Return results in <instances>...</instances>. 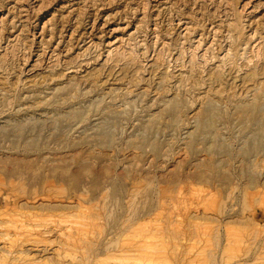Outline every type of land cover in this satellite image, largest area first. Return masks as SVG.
Listing matches in <instances>:
<instances>
[{
    "label": "rangeland",
    "instance_id": "rangeland-1",
    "mask_svg": "<svg viewBox=\"0 0 264 264\" xmlns=\"http://www.w3.org/2000/svg\"><path fill=\"white\" fill-rule=\"evenodd\" d=\"M222 1L0 0V264H264V0Z\"/></svg>",
    "mask_w": 264,
    "mask_h": 264
},
{
    "label": "bare ground",
    "instance_id": "bare-ground-1",
    "mask_svg": "<svg viewBox=\"0 0 264 264\" xmlns=\"http://www.w3.org/2000/svg\"><path fill=\"white\" fill-rule=\"evenodd\" d=\"M222 2L225 3V0L222 1ZM229 2H230V1H229ZM229 2H228V3H229ZM224 3H223V4H224ZM228 3H227V4H228ZM227 4H226V5H227ZM230 4H231V3H230ZM223 6H225V5H223ZM23 11H24V9H23ZM21 21H22V20H21ZM231 23H232V22H231ZM24 27H25V26H24ZM228 27H229V25H228ZM184 29H185V28H184ZM228 29L230 30V28H228ZM233 29H234V28H233ZM15 30H16V29H15ZM227 32H228V31H227ZM232 33H233V32H230V34H232ZM228 34H229V33H228ZM255 34H256V31H255ZM238 36H239V35H238ZM240 36H241V35H240ZM236 37H237V36H236ZM157 38H158V37H157ZM15 39L17 40V38H15ZM236 39H237V38H236ZM238 39H241V38H238ZM257 40H258V39H257ZM14 42H15V41H14ZM236 42H238V41H236ZM9 44H10V43H9ZM41 45H42V44H41ZM263 47H264V46H263ZM131 48H132V47H131ZM231 48H232V47H231ZM237 49H239V48H237ZM241 49H242V48H241ZM243 49H244V48H243ZM260 49H261V48H260ZM208 50H209V49H208ZM257 50H258V48H257ZM257 50H256V51H257ZM242 51H243V50H242ZM244 51H245V49H244ZM257 52H258V51H257ZM228 53H229V52H228ZM230 53H231V52H230ZM240 53H241V54H244V53H242V52H240ZM255 53H256V52H255ZM261 53H263V50H262ZM52 54H53V53H52ZM134 54H135V52H134ZM225 54H226V53H225ZM231 54L234 55V53H231ZM235 54L237 55L238 53H235ZM257 54H259V53H257ZM257 54H256V55H257ZM244 55H245V54H244ZM246 55H247V54H246ZM218 56H219V55H218ZM224 56H225V58H227V57H226L227 54L224 55ZM234 56H235V55H234ZM261 56H264V55L262 54ZM230 57H231V56H229V58H230ZM239 57H240V56H239ZM255 57L258 58V56H255ZM223 58H224V57H222L221 59L223 60ZM225 58H224V60H225ZM233 59H234V60H233ZM233 59H232L233 61L236 60V58H233ZM226 61H227V60H226ZM1 62H2V61H1ZM3 62H4V61H3ZM220 62H221V61H220ZM230 62H232V61H230ZM248 62H249V61H248ZM224 63H225V62H224ZM5 66H6V65H5ZM65 66H66V65H65ZM0 67H3V66H0ZM66 67H67V66H66ZM69 67H70V66H69ZM8 69H9V68H8ZM191 69H193V68H191ZM254 70H255V69H253V71H254ZM263 70H264V69H263ZM263 70H262V72H263ZM2 71H3V69H2ZM250 71H252V70H250ZM253 71H252V73H253ZM258 71H260V70H258ZM262 72H260V74H261ZM258 73H259V72H258ZM249 74H251V73L249 72ZM260 74H259V75H260ZM57 75H58V74H57ZM57 75H56V76H57ZM217 75H218V74H217ZM253 75H254V74H252V77H256V76H253ZM259 75H258V76H259ZM218 76H219V75H218ZM212 77H213V76H212ZM49 79H50V78H49ZM52 79H53V78H52ZM214 79H215V78H214ZM218 80L221 81L220 79H218ZM46 81H47V80H46ZM50 82H51V81H50ZM253 84H254V83H253ZM2 89H4V88H2ZM260 100H261V101H264L263 97H262ZM247 106H249V105H247ZM250 106L252 107V105H250ZM250 106H249V107H250ZM250 109H251V108H250ZM253 109H254V108H253ZM251 111H252V110H251ZM242 112H245V110H243ZM205 123H206V122H205ZM206 124H207V123H206ZM261 124H262V123H261ZM63 178H65V177H63ZM52 183H53V182H52ZM52 185H53V184H52ZM107 188H108V187H107ZM123 188H124V187H123ZM124 189H125V188H124ZM230 189H231V188H230ZM20 191H21V190H20ZM17 192H18V191H17ZM104 192H105V191H104ZM104 192H103V193H104ZM122 192H123V191H122ZM47 193H48V192H47ZM92 193H93V192H92ZM103 193L101 194V196L103 195ZM115 193H116V192H115ZM127 194H128V193H127ZM55 195H56V194H55ZM96 195H97V194H96ZM58 196H59V195H58ZM117 196H118V195H117ZM130 196H131V195H130ZM130 196H129V197H130ZM104 197H105V195H104ZM119 197H120V196H119ZM119 197H118V198H119ZM125 198H126V197H125ZM127 198H128V197H127ZM138 198H139V197H138ZM99 199H101V198H99ZM111 199H112V197H111ZM113 199H115V197H114ZM119 199H120V198H119ZM93 200H94V199H93ZM115 200H116V199H115ZM129 200H131V199L129 198ZM57 201H58V200H57ZM104 201H105V200H104ZM132 201H133V200H132ZM93 202H94V201H93ZM51 203H52V202H51ZM100 203H101V202H100ZM111 203H112V202H111ZM103 204H104V203H103ZM103 204H102V205H103ZM113 204H114V203H113ZM102 205H101V207H102ZM114 205H115V204H114ZM129 205H130V204H129ZM132 205H133V203H132ZM132 205H131V206H132ZM147 205H148V204H147ZM214 205H215V204H214ZM80 206H81V205H80ZM95 206H97V205H95ZM211 206H212V204H211ZM90 207H91V206H90ZM110 207H111V206H110ZM110 207H109V208H110ZM121 207H122V206H121ZM139 207H141V206H139ZM139 207H138V208H139ZM213 207H214V206H213ZM126 208H127V207H126ZM147 208H148V207H147ZM99 209H100V208H99ZM142 209H143V208H142ZM84 210H86V209H84ZM87 210H89V209H87ZM144 210H145V209H144ZM108 211H109V209H108ZM128 211L130 212L131 210H128ZM133 211H134V210H133ZM140 211H141V210H140ZM140 211H139V212H140ZM148 211H149V210H148ZM207 211H209V210L207 209ZM76 212H78V211H76ZM82 212H83V210H81V213H82ZM84 212H85V211H84ZM86 212H88V211H86ZM99 212H101V213L103 214L102 209H101V211H99ZM110 212H111V211H110ZM126 212H127V210H126ZM142 212H144V211H142ZM68 213H70V212H68ZM136 213H137V212H136ZM146 213H147V212H146ZM149 213H150V212H149ZM149 213H148V214H149ZM29 214H30V213H29ZM63 214H64V213H63ZM83 214H85V213H83ZM127 214H128V213H127ZM129 214H131V213H129ZM129 214H128V216H129ZM141 214H142V213H141ZM143 214H144V213H143ZM125 215H126V214H125ZM145 215H146V214H145ZM121 216H122V214H121ZM139 216H140V214H139ZM143 216H144V215H143ZM261 216H262V215H261ZM50 217H51V216H50ZM83 217H84V216H83ZM126 217H127V216H126ZM142 218H143V217H142ZM252 218H253V217H252ZM45 219H46V218H45ZM111 219H112V218H111ZM111 219H110V221H111ZM125 219H126V218H125ZM139 219H141V218H139ZM253 219H254V218H253ZM104 220H105V219H104ZM123 220H124V219H121V221H123ZM127 220H128V219H127ZM146 220H147V218L145 219V221H146ZM251 220H252V219H251ZM37 221H38V220H37ZM37 221H36V222H37ZM43 221H46V220H43ZM47 221H48V220H47ZM49 221H51V220H49ZM263 221H264V220H263ZM263 221H262V222H263ZM78 222H79V221H78ZM78 222L76 221L77 224H78ZM81 222L83 223V221H81ZM127 222H128V221H127ZM127 222H126V223H127ZM130 222H131V221H130ZM130 222H129V223H130ZM48 223H49V222H48ZM51 223H52V222H51ZM69 223H70V222H69ZM92 223H93V222H92ZM111 223H112V222H111ZM194 223H195V222H194ZM197 223H198V222H197ZM40 224H41V223H40ZM60 224H61V223H60ZM72 224H73V223H72ZM83 224H84V223H83ZM83 224H82V225H83ZM85 224H86V223H85ZM93 224H94V223H93ZM134 224H136V222H135ZM143 224H144V221L142 222V225H143ZM255 224H257V223H255ZM96 225H97V224H96ZM99 225H101V224H99ZM117 225H118V224H117ZM119 225L121 226V224H119ZM122 225H123V224H122ZM125 225H127V224H125ZM125 225H124L123 227H125ZM194 225H195V224H194ZM197 225H199V224H197ZM197 225H195V227H196ZM203 225H204V224H203ZM203 225H202V229H203V231H205ZM206 225H207V224H206ZM206 225H205V226H206ZM15 226H16V225H15ZM218 226H219V225H218ZM61 227H62V226H61ZM72 227H74V226H72ZM78 227H80V226H78ZM118 227H119V226H118ZM200 227H201V226H200ZM200 227H199V231L202 230ZM206 227H207V228H206V231H207L208 229H210V225H209V226H206ZM208 227H209V228H208ZM227 227H229V226H227ZM263 227H264V226H263ZM62 228H63V227H62ZM74 228L77 229V226L74 227ZM81 228H83V227H80L79 231L81 230ZM85 228H86V227H85ZM112 228H113V227H112ZM114 228H115V227H114ZM121 228H122V227H121ZM121 228H120V229H121ZM127 228H128V227H127ZM135 228H136V227H135ZM212 228H213V227H212ZM224 228H225V227H224ZM230 228H231V227H230ZM233 228H234V227H233ZM13 229H14V228H13ZM65 229H66V227H65ZM70 229H71V228H70ZM117 229H118V228H117ZM128 229H129V228H128ZM143 229L145 230V228H142L141 230L143 231ZM263 229H264V228H263ZM263 229H262V231H263ZM14 230H15V229H14ZM44 230H45V229H44ZM48 230H49V229H48ZM51 230H52V229H51ZM54 230H55V229H54ZM60 230H61V229H60ZM68 230H69V229H68ZM87 230H88V229H87ZM114 230H115V229H114ZM216 230H217V229H216ZM231 230H232V229H231ZM235 230H236V229H235ZM17 231H18V230H17ZM19 231H20V230H19ZM31 231H32V230H31ZM42 231H43V230H42ZM70 231H71V230H70ZM100 231H101V230H100ZM126 231H127V230H126ZM126 231H125V232H126ZM134 231H135V229H134ZM137 231H138V230H137ZM137 231H136V233H137ZM145 231H146V230H145ZM203 231H201V232H203ZM228 231H229V230H228ZM237 231H238V230H237ZM34 232H35V231H34ZM72 232H74V231H72ZM115 232H117V231H115ZM119 232H120V231H119ZM127 232H129V231H127ZM130 232H131V230H130ZM196 232H197V231H196ZM229 232H230V231H229ZM232 232H233V230H232ZM260 232H261V231H260ZM15 233H16V232H15ZM66 233H68V232H66ZM70 233H71V232H70ZM80 233L82 234V231H81ZM117 233H118V232H117ZM136 233H135V234H136ZM252 233H254V232H252ZM8 234H9V233H8ZM59 234H61V233H59ZM83 234H84V231H83ZM83 234H82V235H83ZM98 234H99V233H98ZM137 234H138V233H137ZM202 234H203V233H202ZM209 234H210V232H209ZM229 234H230V233H229ZM232 234L234 235V232H233ZM238 234H239V233H237V234L235 233V235L238 236L237 238H238V239H241V238H239V235H240V234H239V235H238ZM255 234H256V233H255ZM62 235H63V234H62ZM86 235H87V234H86ZM107 235H108V232H107ZM110 235H111V234H110ZM143 235H145V234H143ZM203 235H206V234H203ZM216 235H217V234H216ZM7 236H8V235H7ZM12 236H13V235H12ZM36 236H37V235H36ZM36 236H34L35 239H38V238H36ZM68 236H69V235H68ZM79 236H80V235H79ZM90 236H91V234H90ZM99 236H100V235H99ZM102 236H103V235H102ZM122 236H123V235H122ZM127 236H128V234H127ZM129 236H130V235H129ZM138 236H142L141 233H140V235H138ZM138 236H137V238H138ZM219 236H220V235H219ZM41 237H42V236H41ZM91 237H92V236H91ZM123 237H124V236H123ZM217 237H218V236H217ZM231 237H232V236H231ZM8 238L10 239V237H8ZM16 238H17V236H16ZM16 238H15V240H16ZM21 238H22V237H21ZM31 238H33V236H31ZM43 238H44V237H43ZM61 238H62V237H61ZM71 238H72V237H71ZM74 238H75V237H74ZM128 238L130 239L131 237H128ZM139 238H141V237H139ZM145 238H146V237H145ZM145 238H144V239H145ZM232 238H233V237H232ZM5 239H6V238H5ZM9 239H8V241H9ZM72 239H73V238H72ZM80 239H81V238H80ZM92 239H93V238H92ZM229 239H230V238H229ZM233 239H235V238H233ZM242 239H243V238H242ZM242 239H241V240H242ZM256 239H257V238H256ZM11 240H13V238H12ZM11 240H10V241H11ZM78 240H79V239H78ZM85 240H87V239H85ZM132 240L134 241V239H132ZM142 240H143V239H142ZM235 240L238 241L237 239H235ZM10 241H9V242H10ZM18 241H20V240H18ZM62 241H67V239H66V240H62ZM87 241H88V240H87ZM105 241H106V240H105ZM130 241H131V240H130ZM135 241H137V240H135ZM143 241H144V240H143ZM145 241H147V240H145ZM24 242H25V241H24ZM38 242H41V241H37V243H38ZM42 242H43V241H42ZM70 242H71V241H70ZM94 242H95V241H94ZM96 242H97V241H96ZM127 242H128V240H127ZM127 242H126V243H127ZM147 242H148V241H147ZM191 242H192V241H191ZM228 242H229V241H227V243H228ZM15 243H16V242H15ZM64 243H66V242H64ZM71 243H72V242H71ZM131 243H132V241H131ZM140 243H141L140 245H143V244H142L143 242H140ZM145 243H146V242H145ZM229 243H231V242H229ZM263 243H264V242H263ZM3 244H4V243H3ZM12 244H13V243H12ZM12 244H11V245H12ZM66 244H67V243H66ZM75 244H77V241H76ZM119 244H120V243H119ZM119 244H118V245H119ZM156 244H157V243H156ZM236 244H237V243H236ZM103 245H104V243H103ZM131 245H132V244H131ZM137 245H138V244H137ZM146 245H147V244H146ZM146 245H144V246H146ZM159 245H160V244H159ZM163 245H164V244H163ZM192 245H193V244H192ZM232 245H233V244H232ZM258 245H263V244H258ZM7 246H8V245H7ZM100 246H102V244H101ZM132 246H134V245H132ZM138 246H139V245H138ZM164 246H165V245H164ZM188 246H189V245H188ZM13 247H14V246H13ZM60 247H62V246H60ZM72 247H73V246H72ZM76 247H80V246H76ZM114 247H115V246H113V247H111V248H113V250H114ZM123 247H125V246H123ZM227 247H228V246H227ZM8 248H12V247H8ZM18 248H19V247H18ZM146 248H147V247H145V250H143L144 248H142V250H143L142 253L145 254V252H146L147 250H149V249L146 250ZM148 248H149V247H148ZM150 248H152V247H150ZM159 248H161V247H157V248L155 247V249H154L155 251H152L153 249H152L151 251H152V252H155V253H157V254L161 253V254H159V255H162V253L165 254L166 250H165V252H163V251L159 252V251H160ZM167 248H168V247H167ZM228 248H229V247H228ZM232 248H233V247L231 246L230 249H232ZM259 248H260V247H259ZM259 248H258V251H259ZM2 249H3V248H2ZM6 249H7V248H6ZM63 249H64V248H63ZM92 249H93V247H92ZM99 249L101 250L102 248L99 247ZM120 249H121V248H120ZM139 249H140V248H138V252H139ZM157 249H158V250H157ZM188 249H189V248H188ZM8 250H9V249H8ZM11 250H12V249H11ZM20 250H21V249H20ZM64 250H65V249H64ZM67 250H68V249H67ZM106 250H107V249H106ZM134 250L136 251V249H134ZM134 250H133V251L131 250L132 253L135 252ZM142 250H141V251H142ZM162 250H164V249H162ZM169 250H170V249H169ZM14 251H15V250H14ZM16 251H17V249H16ZM111 251H112V250H110V252H111ZM116 251H117V250H116ZM116 251H114V252H116ZM125 251H126V252H129V251H127V250H125ZM141 251H140V252H141ZM144 251H145V252H144ZM156 251H158V252H156ZM175 251H176V250H175ZM226 251H227V250H226ZM258 251H257V252H258ZM103 252H104V251H103ZM147 252H148V251H147ZM222 252H223V251H222ZM257 252H256V253H257ZM261 252H262V251H261ZM10 253H12V252H10ZM63 253H65V252H63ZM63 253H62V254H63ZM79 253H80V252H79ZM105 253H106V252H104V254L101 253V255H104V256H105ZM121 253H123V252H121ZM121 253H119V254H121ZM148 253H150V252H148ZM155 253H154V254H155ZM169 253H172V252H169ZM176 253H177V252H176ZM187 253H188V252H187ZM190 253H191V252H190ZM254 253H255V252H254ZM16 254H17V253H16ZM72 254H74V253L72 252ZM82 254H83V253H82ZM126 254H127V253H126ZM164 254H163V256H160L161 259H162V257H164V259H166V256H165ZM177 254H179V253H177ZM188 254H189V253H188ZM188 254H187L186 256H188ZM200 254H201V253H197V255H200ZM59 255H61V254H59ZM64 255H65V254H64ZM74 255H75V254H74ZM78 255H79V254H78ZM99 255H100V253H99ZM145 255H146V254H145ZM149 255H152V253H150ZM159 255H158V256H159ZM174 255H175V254H174ZM197 255H195V258L193 257L194 260H193V258H192L193 261H195L196 258L200 259V257L197 256ZM211 255H212V254H211ZM0 256H1V255H0ZM66 256H67V254H66ZM80 256L85 257V256H83V255H80ZM80 256H79V257H80ZM154 256H157V255H154ZM154 256H152V257L154 258ZM167 256H169V255H167ZM177 256H178V255H177ZM189 256H190V254H189ZM196 256H197V257H196ZM201 256H202V254H201ZM231 256H232V255H231ZM251 256H252V255H251ZM254 256H255V255H254ZM256 256H258V255H256ZM262 256H263V255H262ZM3 257H4V256H3ZM20 257H24V256L22 255V256H20ZM56 257H57V256H56ZM72 257H74V256L72 255ZM82 257H81V258H82ZM90 257H91V255H90ZM109 257H110V256H109ZM112 257H113V256H112ZM115 257H117V256H115ZM144 257H145V256H144ZM148 257H151V256H148ZM171 257H172V254H171ZM218 257H219V256H218ZM232 257H233V256H232ZM234 257H235V256H234ZM113 258H114V257H113ZM121 258H122V257H121ZM121 258H120V259H121ZM129 258H130V257H129ZM132 258H133V257H132ZM132 258H131V259H132ZM134 258L137 259V257H134ZM167 258H168V257H167ZM184 258H185V257H184ZM184 258H183V259H184ZM201 258H202V257H201ZM225 258H227V257H225ZM251 258H252V257H251ZM1 259H2V258H1ZM34 259H35V258H34ZM61 259H62V258H61ZM75 259H76V258H75ZM100 259H102V258H100ZM124 259H125V258H124ZM143 259H144V258H143ZM157 259H158V258H157ZM157 259H156V260H157ZM171 259H172V258H171ZM203 259H204V258H203ZM203 259H202V260H203ZM256 259H257V258H256ZM262 259H263V257H262ZM82 260H83L82 262L84 263V259H82ZM105 260H106V259H105ZM110 260H111V259H110ZM144 260H146V259H144ZM149 260H150V259H148V261H149ZM158 260H159V259H158ZM192 260H191V261H192ZM204 260H205V259H204ZM206 260H207V259H206ZM227 260H228V259H227ZM249 260H250V259H248V262H249ZM69 261H70V260H69ZM121 261H122V260H121ZM136 261L138 262L139 259H137ZM136 261H134V262H136ZM159 261H161V260H159ZM166 261H168V260H166ZM171 261H173V260H171ZM178 261H179V260H178ZM186 261H187V259H186ZM193 261H192V262H193ZM59 262H60V261H59ZM129 262H130V261H129ZM154 262H155V260H154ZM156 262H157V261H156ZM169 262H170V261H169ZM187 262H188V261H187ZM192 262H191L190 264H192ZM200 262H201V260H200ZM209 262H210V261H209ZM67 263H68V262H67ZM96 263H97V262H96ZM100 263H101V262H100ZM142 263H143V261H142ZM147 263H148V262H146L145 264H147ZM149 263H150V262H149ZM193 263H194V262H193ZM198 263H199V262H198ZM198 263H197V264H198ZM203 263H204V262H203ZM2 264H4V263H2ZM84 264H85V263H84ZM113 264H114V263H113ZM118 264H120V263H118ZM126 264H127V263H126ZM132 264H133V262H132ZM161 264H168V262H165V263L161 262ZM199 264H201V263H199ZM234 264H235V263H234ZM238 264H239V263H238ZM251 264H252V263H251Z\"/></svg>",
    "mask_w": 264,
    "mask_h": 264
}]
</instances>
